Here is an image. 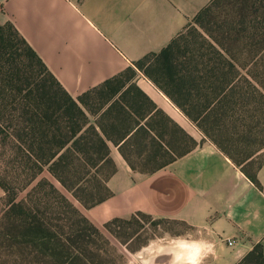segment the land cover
<instances>
[{
    "label": "trees",
    "instance_id": "1",
    "mask_svg": "<svg viewBox=\"0 0 264 264\" xmlns=\"http://www.w3.org/2000/svg\"><path fill=\"white\" fill-rule=\"evenodd\" d=\"M229 1L226 17L217 14L215 30H207L210 40L203 36L207 47L190 49L178 36L77 99L11 24L0 25V264H110L112 243L54 183L39 178L48 172L91 209L113 196L111 145L141 174L198 146L137 86L138 71L260 186L264 161L255 167L253 154L238 160L225 143L264 135V0H212L194 20L202 24ZM127 222L115 219L105 229L116 237ZM254 264H264L261 248Z\"/></svg>",
    "mask_w": 264,
    "mask_h": 264
},
{
    "label": "crops",
    "instance_id": "2",
    "mask_svg": "<svg viewBox=\"0 0 264 264\" xmlns=\"http://www.w3.org/2000/svg\"><path fill=\"white\" fill-rule=\"evenodd\" d=\"M211 1L0 0V25L11 24L77 99L160 53ZM135 82L198 146L141 174L111 145L113 196L81 206L83 215L100 230L138 214L187 227L176 239L150 241L134 255L139 264H254L258 248L264 259V164L258 186L143 73ZM4 195L0 187V200Z\"/></svg>",
    "mask_w": 264,
    "mask_h": 264
},
{
    "label": "rangeland",
    "instance_id": "3",
    "mask_svg": "<svg viewBox=\"0 0 264 264\" xmlns=\"http://www.w3.org/2000/svg\"><path fill=\"white\" fill-rule=\"evenodd\" d=\"M231 2L229 1L227 4H224L222 8L216 13L214 9L211 16L205 18L202 24L197 23L196 20H193L189 23L185 31H183L180 36H184V38H186L190 49L199 48L202 44H207L203 39L205 37L207 40H210L206 36L208 32L207 30H210L211 28L215 30L214 27L217 14L219 15L218 19L226 17L225 12L228 13L230 7L229 3ZM242 135H235L233 141L230 143H225V148L230 151L231 154L234 155L238 160H242L244 158V154H253V162L256 167L258 164L264 161V135L257 134V137L253 135L251 138H246V136L242 137ZM185 147L186 145L182 146V148ZM43 178L49 179L57 188L66 194V196L75 204V206L78 208L81 207V205L71 196V194L66 192L48 172H45L39 178V180ZM25 196L26 192L20 195V199L25 198ZM3 208L4 206L1 204L0 211ZM127 221H130V223H124L121 225V228H116L117 232L119 233L116 237L107 230L99 229L116 249V253L110 257V264H139L137 260H134V255L146 247L150 241L164 239L165 242H167L172 238H178L179 235L184 234L188 230L187 227L176 222L158 221L146 219L140 216H136L134 219L131 218ZM132 233H136V235L130 239V234ZM147 263L148 260L146 259L141 264Z\"/></svg>",
    "mask_w": 264,
    "mask_h": 264
},
{
    "label": "built area",
    "instance_id": "4",
    "mask_svg": "<svg viewBox=\"0 0 264 264\" xmlns=\"http://www.w3.org/2000/svg\"><path fill=\"white\" fill-rule=\"evenodd\" d=\"M229 245H230V246H234V242H230Z\"/></svg>",
    "mask_w": 264,
    "mask_h": 264
}]
</instances>
